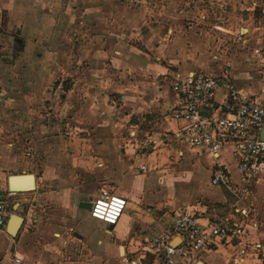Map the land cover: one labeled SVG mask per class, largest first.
I'll use <instances>...</instances> for the list:
<instances>
[{
    "label": "crops",
    "instance_id": "obj_1",
    "mask_svg": "<svg viewBox=\"0 0 264 264\" xmlns=\"http://www.w3.org/2000/svg\"><path fill=\"white\" fill-rule=\"evenodd\" d=\"M152 1L0 0V188L18 193L7 200L0 264L15 256L20 264H160L149 240L184 211L202 225L234 216L244 227L235 242L248 249L239 264H264V174L243 192L230 148L217 157L191 148L176 137L186 123L169 112L176 75H222L247 96L264 93V0H181L171 15L148 12ZM73 38L83 60L52 62ZM69 67L77 75L65 80L64 105L75 81L74 122L61 110L38 127L30 119L37 90L52 100V68ZM224 96L201 115H218ZM218 166L227 186L211 183ZM11 176L32 188L12 190ZM101 191L125 199L115 224L79 206ZM195 264H231L229 251L217 245Z\"/></svg>",
    "mask_w": 264,
    "mask_h": 264
},
{
    "label": "built area",
    "instance_id": "obj_2",
    "mask_svg": "<svg viewBox=\"0 0 264 264\" xmlns=\"http://www.w3.org/2000/svg\"><path fill=\"white\" fill-rule=\"evenodd\" d=\"M171 91L177 96V104L169 111L170 116L186 123L176 137L191 148H201L215 157L223 149L230 148L240 180L245 184L242 191H248L251 182L264 174V139L260 137L264 127V93L247 96L225 76L205 72L176 75ZM221 91L225 96L218 105L220 113L201 115L200 108L215 105V98ZM142 147L147 152L152 144L147 141ZM229 182L225 167L218 166L213 170L212 184L227 186ZM17 195L15 191L4 192L0 188V230H4L7 223V200ZM91 203V216L107 224H115L125 207L124 198L108 191H101ZM243 235L244 227L232 215L216 216L202 225L198 215L184 211L174 216L166 232L149 240V247L160 264H195L202 252L217 245L225 246L229 251V262L239 264L248 251L246 246L235 242ZM175 238H179L176 246L171 243ZM253 247L257 250L260 245ZM13 261L20 264L23 260L15 256Z\"/></svg>",
    "mask_w": 264,
    "mask_h": 264
},
{
    "label": "rangeland",
    "instance_id": "obj_3",
    "mask_svg": "<svg viewBox=\"0 0 264 264\" xmlns=\"http://www.w3.org/2000/svg\"><path fill=\"white\" fill-rule=\"evenodd\" d=\"M149 1H152V0H149ZM133 4L135 6V7L131 6V7H133V9L139 7V4H137V5H136V3H133ZM156 5H158V7ZM143 6H145V8H147L148 12L152 11L153 13H155L156 11H160V12L164 11V15L165 14L171 15V13L172 14L173 13L179 14V12H181V11H178V10L183 8V5L181 4V0H153L152 2H150V4L148 2L144 3ZM161 7H163V9ZM118 11H119V8H118ZM138 11H140V10H138ZM153 20L154 19L151 18L152 22L149 21L150 25H157ZM165 22L166 21H164V24H166ZM169 22H171V19ZM70 37L72 38V36H70ZM74 40H75V38H73L72 41H70L72 47L69 51L64 52V53H59V52L54 53L53 56L51 57L52 62H55V63L57 62L58 64H61V66H62V63H69L70 66H73V65H71V63L74 64L76 60H80V61H81V59L83 60V54H81L79 51H77L73 46L75 43ZM215 41H217L216 37H215ZM230 42H232V41L229 40L227 43L225 42L223 44V46H225V44H228ZM218 46L221 47V49L223 48L220 44ZM76 71L77 70H74L73 68L71 69V67L65 68V69H63V71H60L58 68L57 69L52 68V70H51L52 81L50 82L52 84H49L48 88L46 89V91L51 92L52 100H43L44 96L40 95L39 91L41 92L44 88L37 90V100L33 103L34 109L30 113L31 114L30 119L32 121H34L38 127H40L42 124L46 123L47 121L53 122L56 120L55 118L58 119L57 116L60 114L61 110H62L63 114L69 113L67 118H70V120H71L70 122H72V121L74 122V120H75V117H74L75 105L77 102L75 100V95H74L75 94V88L73 87L75 85V81L72 82V85L68 86V88H70L72 90V91L70 90L69 94H72V95L68 96L67 104H65V105H64V103L66 101H64V100H65V96L68 92H67V85L64 83H66L65 82L66 79H68V80H70L71 78L75 79V77L77 75ZM53 78H58V79L56 82H53L54 81ZM60 82H62V83L59 84ZM57 84H59V85H57ZM61 90H63V95H62L63 97L60 98V94H62ZM70 98L72 99V101ZM61 99L64 102L61 101ZM62 104H63V107H62ZM26 117H27V113L25 114L24 118H26ZM68 127H69V129H72L71 126H68Z\"/></svg>",
    "mask_w": 264,
    "mask_h": 264
},
{
    "label": "water",
    "instance_id": "obj_4",
    "mask_svg": "<svg viewBox=\"0 0 264 264\" xmlns=\"http://www.w3.org/2000/svg\"><path fill=\"white\" fill-rule=\"evenodd\" d=\"M263 130V129H262ZM262 130H261V132H262ZM260 137L262 138V139H264V134L263 133H260ZM19 176H11L10 178H9V185H10V188H12V190H20V189H30V188H32V185L31 184H29V185H27V186H25V187H18V186H16L15 184H14V182H15V180H17V178H18ZM16 192V191H15ZM91 202H80V204H79V206L80 207H82V208H85V209H90V207H91ZM8 218H9V213H8ZM8 218H7V221H8ZM7 224V223H6ZM174 245V244H173Z\"/></svg>",
    "mask_w": 264,
    "mask_h": 264
}]
</instances>
